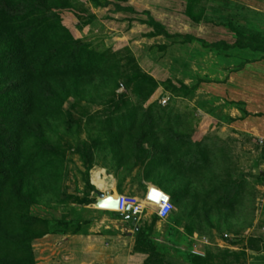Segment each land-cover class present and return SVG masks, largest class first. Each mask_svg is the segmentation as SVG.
<instances>
[{
    "label": "rangeland",
    "instance_id": "obj_1",
    "mask_svg": "<svg viewBox=\"0 0 264 264\" xmlns=\"http://www.w3.org/2000/svg\"><path fill=\"white\" fill-rule=\"evenodd\" d=\"M257 46L264 48V0H0V136L9 149L0 168V231L22 250L0 252V264L78 257L64 238L93 218L89 173L109 154L105 166L114 170L124 141L139 159L156 143L161 150L187 141L206 167L193 177L213 187L223 181L213 169H237L238 194L225 207L198 211L196 186L184 203L176 198L178 218L188 221L170 227L173 250L159 249L150 264H182L199 244L210 264H245L244 250L264 251V52ZM158 178L165 185L163 172ZM21 216L22 229L12 228ZM38 221L43 227L31 225ZM172 221L161 223V237Z\"/></svg>",
    "mask_w": 264,
    "mask_h": 264
},
{
    "label": "crops",
    "instance_id": "obj_2",
    "mask_svg": "<svg viewBox=\"0 0 264 264\" xmlns=\"http://www.w3.org/2000/svg\"><path fill=\"white\" fill-rule=\"evenodd\" d=\"M170 141V144L163 145L164 147L162 146L163 149L161 150L158 149L159 144L156 143L152 147L156 151L152 152L149 150L148 152L145 150L143 152L145 157L141 159H139L138 151L136 147L133 148L131 141H124L122 145H118L116 152L118 155L117 167L111 171L107 170L108 168H106L105 164L109 154L102 158L101 163L99 161L94 163L87 183L88 193L93 199L97 198L98 200H100L98 193L103 195L105 199L114 198L116 200L118 196L125 195L143 200L148 188L151 186L164 191L174 206L167 219L176 220L172 221L171 226H166L164 237L159 234L161 233L160 227L164 220L159 219L153 209H146L140 216L133 217L130 214L121 215L115 210L101 208L97 205L98 201H93L91 206L93 218L87 228L64 238V243L77 245L78 257L69 258L72 259L69 261L70 264H150L149 262L153 258L158 259L161 257L159 249L162 254L171 252L175 244V235L172 231L174 228L179 230L182 225H185L187 220L184 214L178 218L179 214L176 207L179 205L176 202V198H179L182 203L187 201L188 196H190L191 186L197 187L192 197L194 200L192 201L198 211H204L207 206L216 207L221 205V207H225L227 200L230 199L231 201L232 195L234 196V201L236 200L235 198L238 194L236 168L224 166L226 170L224 173L222 169H218V173L216 169L215 171L213 169L212 175L216 173L220 179L223 178L219 185L213 187L212 183L199 181V178L195 179L193 177L194 173L199 172L200 168L206 167L205 165L198 167V162L194 161V155L189 153L192 149L189 148L188 142L184 140ZM198 146L195 151L197 158H201L204 152L202 153L201 145L199 144ZM220 166L223 167L221 164ZM162 172L166 179L165 185H162L158 178L159 174L160 177L162 176ZM228 181L229 183H227ZM207 185L213 190L207 192ZM207 196L210 201H207ZM181 202L180 204L184 211V206ZM231 205L232 202H230V208ZM261 207L264 209L263 204ZM170 227H173V229ZM261 227L264 228V225H261ZM225 238L227 239L228 237L225 236ZM61 239L63 240V238ZM262 240L264 241V238ZM198 241L201 243V240L192 239V244ZM220 242L229 249L240 250L237 245L230 243L231 241L226 242L220 239ZM159 245L163 246L159 247ZM218 246L220 247L221 245ZM206 250V247H201L200 244L195 250H187L186 257L181 263L195 264L191 259V255L206 258L209 255L208 252H205ZM244 251L245 264H254L255 259L264 257V251L252 248H247ZM166 257V260L170 258Z\"/></svg>",
    "mask_w": 264,
    "mask_h": 264
},
{
    "label": "built area",
    "instance_id": "obj_3",
    "mask_svg": "<svg viewBox=\"0 0 264 264\" xmlns=\"http://www.w3.org/2000/svg\"><path fill=\"white\" fill-rule=\"evenodd\" d=\"M116 202L115 211L117 213L121 215L130 214L133 217H138L143 214L144 210L151 208L159 219L165 220L174 209L170 198L164 191L155 186L148 188L143 200L121 195L116 198Z\"/></svg>",
    "mask_w": 264,
    "mask_h": 264
},
{
    "label": "trees",
    "instance_id": "obj_4",
    "mask_svg": "<svg viewBox=\"0 0 264 264\" xmlns=\"http://www.w3.org/2000/svg\"><path fill=\"white\" fill-rule=\"evenodd\" d=\"M222 46V44H216L214 47L215 48H218V47H221ZM225 48H228V46H224ZM254 50H258V51H263L264 52V48H262L261 46H257L256 47V49H254ZM23 58H25V57H23ZM46 61H42L41 63H40V67H42V66H45L44 65V63H45ZM15 65V67H18V69L19 70H21L22 71V66L21 65H19V64H14ZM21 67V68H20ZM17 68H16V70H18ZM24 83V86L26 87V89H33L34 88V85H33V83H31L30 82V80H29V78H26V80H25V82H23ZM6 113L7 114H12V108L10 109V108H8V109H6ZM36 142H38L37 140H36ZM9 149H8V145H7V143H6V138L3 136V137H1L0 136V168H2V167H4L5 165H3L2 164V159L4 160V162L6 163L7 161L6 160H8L9 158L8 157H6V153H8L9 151H8ZM18 154H19V152H18ZM13 159H15V157H13ZM3 162V163H4ZM8 164V163H7ZM7 166V165H6ZM5 168V167H4ZM0 185H2V186H0V189H3V183H1ZM252 194V193H251ZM5 211V210H4ZM5 214H4V212H2V216H4ZM31 217V216H30ZM30 217H28V218H30ZM25 219L26 218H24V216H21L17 221H16V224H17V226H15V225H12L11 227L13 228V227H16V229H18V230H20V229H22V225L24 226V221H25ZM45 224V223H44ZM31 225H35V227H43V224H41V225H39V221L38 222H34V223H31ZM48 227H50V226H48ZM0 229H2V227H0ZM49 233H54L52 230H51V228H49ZM4 232L1 230L0 231V252H2V255H4V256H10V255H13V256H15L16 255V257L17 256H19L20 255V251L22 252V250H14V247L12 248L11 247V242L9 241V239L5 236L6 234H3ZM35 233V232H34ZM34 236L36 237V238H39V234H34ZM262 240V239H261ZM263 241V240H262ZM254 243H257V242H260V240L259 241H253ZM252 249H254V250H258L257 248H255V247H253L252 246ZM191 259H192V261H193V263H195V264H210V255H207L206 256V258H202V257H200V256H197V255H191Z\"/></svg>",
    "mask_w": 264,
    "mask_h": 264
},
{
    "label": "water",
    "instance_id": "obj_5",
    "mask_svg": "<svg viewBox=\"0 0 264 264\" xmlns=\"http://www.w3.org/2000/svg\"><path fill=\"white\" fill-rule=\"evenodd\" d=\"M98 197L100 198V200H98L97 202V205L99 207L108 209V210H116L117 202L116 200H114V198L105 199L104 196L99 193H98Z\"/></svg>",
    "mask_w": 264,
    "mask_h": 264
}]
</instances>
